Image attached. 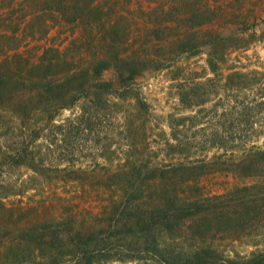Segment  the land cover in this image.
Segmentation results:
<instances>
[{"label":"trees","instance_id":"obj_1","mask_svg":"<svg viewBox=\"0 0 264 264\" xmlns=\"http://www.w3.org/2000/svg\"><path fill=\"white\" fill-rule=\"evenodd\" d=\"M177 1L155 13L167 17L176 13ZM79 2L76 20L96 14L91 24L104 20L103 26L113 35L111 40L102 39L105 47L87 65H75L76 58L56 47L45 48L35 60L14 55L0 61V108L7 102L11 86L22 105L39 96L53 122L60 110L83 101L75 119L52 122L58 133L91 130L118 104L112 101L114 96H135L147 110L145 101L133 93L136 77L150 61L164 66L176 60L171 54L151 59L128 53L127 26L120 20L124 15L107 11L95 1L86 6ZM217 16L214 7L194 4L191 11L179 15L188 22L184 33L162 42L163 46L176 43L174 54L178 56L206 54L203 71L178 66L180 102L192 112L169 115L168 158L155 161L157 155L131 153L117 166L99 170L49 167L47 170L68 171V175L80 173L77 179L87 180L109 198L95 211L72 203L67 215H35L6 224V230L17 236L0 246V264H99L109 260L264 264V247L257 240L264 235L258 232L264 229V142H260L264 138V58L253 61L246 55L245 63L233 57L235 51L264 40V31L258 33L256 19L242 21V34L204 31L203 26ZM158 24L168 28L174 23ZM14 59L17 70L11 66ZM63 64L66 69L59 71ZM109 69H114L119 87L104 78ZM29 86V91L23 90ZM24 117L28 118L20 116ZM13 128V124L8 126L9 131ZM31 131L33 134L21 130V140L8 154L13 164L39 173L42 169L30 148L40 130ZM210 149L218 152L212 157L203 155ZM212 172L243 183L219 193L206 192L201 180ZM82 213L94 214L86 217ZM1 219L0 229L5 227ZM248 237L254 249L238 251L236 246Z\"/></svg>","mask_w":264,"mask_h":264},{"label":"rangeland","instance_id":"obj_2","mask_svg":"<svg viewBox=\"0 0 264 264\" xmlns=\"http://www.w3.org/2000/svg\"><path fill=\"white\" fill-rule=\"evenodd\" d=\"M77 1L83 6L95 1L107 11L124 15L120 20L122 25L127 26L125 49L128 53H139L151 59L171 54L176 60L164 66H156V62L150 61L149 67L136 77L132 85L133 93L145 101L147 110L141 107L135 96H114L112 101L118 104L106 111L105 120H97L91 130L56 132L42 99L38 96L22 105L15 98V88L11 86L13 89L6 92L7 102L0 108V217L5 226L0 229V246L5 240L17 236L11 229L6 230V224L13 225L35 215H67L66 211L73 207L72 203L95 211L109 198L97 186L89 185L87 180H82L84 186L77 179L80 173L66 174L69 170L115 167L131 153L145 156L154 154L157 155L155 161L168 158L165 155V141L170 136L169 115L192 112L180 102L179 80L176 79L178 66L199 71L206 69L205 53L187 58L174 54L176 43L162 45L163 41L176 39L188 28L187 20L179 15L191 11L194 4L201 7L207 4L216 9L218 16L214 22L203 26L204 31L242 34L240 28L244 19H256L259 22L258 33L264 31V0H0V61L14 55L35 60L45 48L56 47L76 58L75 65H87L105 47L102 39L111 40L113 35L103 26L104 20L91 24L96 21V14L78 16L80 20H76L75 16L79 13ZM176 1L179 2L176 13L168 17L155 13ZM168 21L174 24L168 28L158 26V23ZM246 55L253 61L258 56L264 58V40L253 43L247 50L239 49L233 53V57L245 63ZM15 60L11 66L17 70L19 65ZM66 67L63 64L59 71ZM104 78L112 80L119 87L114 69L106 70ZM30 88L23 87V90L29 91ZM82 104L83 101H79L70 108L60 110L54 122L66 123L69 119H75L81 113ZM38 107L43 111L35 112ZM22 115L28 118L21 119ZM10 124L14 128L9 131ZM37 127L40 136L31 141L30 149L36 157L35 163L42 169L39 173L26 165L13 164L8 154L11 147H16L21 140V130L33 134L31 130ZM26 138L30 139L29 136ZM260 142H264V138ZM216 152L218 149L202 153L212 157ZM56 166L69 168L64 172L47 170ZM201 183L206 192L219 193L243 182L230 175L212 172L205 175ZM90 214L94 213H82L86 217ZM258 232L262 233L264 229ZM257 240L264 247V235L258 236ZM251 241L252 238H244L236 249L249 252L254 249ZM99 264L157 263L151 260H109Z\"/></svg>","mask_w":264,"mask_h":264}]
</instances>
